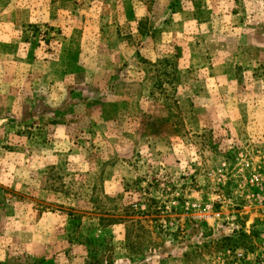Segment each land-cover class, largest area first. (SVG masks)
I'll list each match as a JSON object with an SVG mask.
<instances>
[{"label":"rangeland","instance_id":"rangeland-1","mask_svg":"<svg viewBox=\"0 0 264 264\" xmlns=\"http://www.w3.org/2000/svg\"><path fill=\"white\" fill-rule=\"evenodd\" d=\"M6 86L0 264H264V0H0Z\"/></svg>","mask_w":264,"mask_h":264},{"label":"crops","instance_id":"crops-1","mask_svg":"<svg viewBox=\"0 0 264 264\" xmlns=\"http://www.w3.org/2000/svg\"><path fill=\"white\" fill-rule=\"evenodd\" d=\"M57 5L61 9L68 8L67 2L61 3V4L60 2H58ZM72 23H75V21ZM47 47L49 46L47 45ZM58 47L54 48V52H51L48 50L43 51L41 46H38V47L33 46V47H30V49H27L25 53H20L19 56L14 55L15 59L19 61V64H22L24 61L25 66L28 67L29 71L27 75L31 76L30 82L33 86L36 87L37 82H41L44 84L46 83L47 85L53 84L57 86H59V84H64V81L66 80L65 75L67 74L68 67L74 66L75 68L76 63L74 59L73 58L68 59L70 60V62H73V63H69L67 65L66 64L67 57L65 56L64 51L59 50ZM12 63L15 65V62H12ZM39 76L40 78H38ZM16 79L11 80V81L9 79L3 80V81L10 82V84L14 83L17 85L18 83H20V81ZM5 82L4 84L8 85ZM16 87H18L17 90H19V86L17 85ZM6 89H8V86H6ZM8 90H9V93H7L5 90H2L0 92V105L5 104L7 101L9 102L11 98L13 97L14 94L10 92V89ZM14 91L15 90L12 89V92ZM35 92H37V90H35Z\"/></svg>","mask_w":264,"mask_h":264}]
</instances>
